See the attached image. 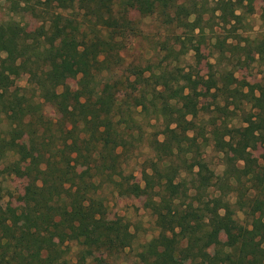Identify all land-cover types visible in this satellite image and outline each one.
<instances>
[{
  "label": "trees",
  "instance_id": "trees-1",
  "mask_svg": "<svg viewBox=\"0 0 264 264\" xmlns=\"http://www.w3.org/2000/svg\"><path fill=\"white\" fill-rule=\"evenodd\" d=\"M10 1L15 12H30L42 24L31 32L17 20L0 22V103L8 100L16 112L7 116V128H0V176L10 168L26 181L25 209L7 211L0 194V264H66L72 242L79 247L77 264L94 258L106 264L102 254L130 247L133 234L128 228L110 227L105 220L108 206L99 192L104 185L148 196L161 231L138 253L142 264H176L175 252L196 263L209 248L214 249L215 264H264V165L246 160L240 166L230 154L247 150L252 136L264 129V84L251 87L228 66L208 77L162 67L148 77L134 72L142 84L138 93L131 91L126 101H119L122 82L106 77L123 60L122 15L161 14L179 23L187 18L196 29L204 4L79 0L85 13L79 17L72 0ZM212 1V13L231 23L241 17L239 9L256 0ZM257 48L264 54V36ZM80 49L74 60L72 51ZM30 65L39 71L40 96L57 119L46 115L34 96L19 94L18 87L11 92L19 70ZM70 76L79 77L75 88L67 82ZM202 88L216 91V109L225 115L209 132L226 157L222 174L202 156L208 139L198 121ZM142 113L161 121L164 136L149 135L155 159L151 172L144 171L145 187L123 169V154L143 139L137 118ZM236 116H242L238 124L230 120ZM11 155L17 158L2 168ZM155 186L157 198L149 192ZM210 188L217 194L207 198ZM229 193L236 195L234 203ZM233 206L251 222H239ZM22 225H28V233ZM228 227V238L219 239Z\"/></svg>",
  "mask_w": 264,
  "mask_h": 264
},
{
  "label": "rangeland",
  "instance_id": "rangeland-1",
  "mask_svg": "<svg viewBox=\"0 0 264 264\" xmlns=\"http://www.w3.org/2000/svg\"><path fill=\"white\" fill-rule=\"evenodd\" d=\"M182 1V0H181ZM204 4L202 8L203 19L200 27L193 29L191 23L183 18L184 23L170 19L161 14L151 16H141L137 12H127L121 16L120 20L126 25L123 36L121 64L114 68L113 72L107 74V80H120V89L117 91L119 101H126L128 95L133 91L138 93L141 82L135 78L134 72H142L144 77L157 74L162 67H166L171 72L176 69L191 71L208 77L210 74L218 72L228 66L235 71L236 78L247 80L251 87L264 84V54L257 48V42L264 36V0H256L252 4L244 5L238 10L241 17L232 20L231 23L220 21L219 12L212 13V0H198ZM23 5L24 0H19ZM72 5L76 9L77 16H85L84 10H80L79 0H72ZM171 13V12H170ZM174 16V13L172 12ZM193 15L190 21L195 18ZM83 18V17H82ZM16 21L27 31H34L41 26L42 21L36 19L30 12L21 11L17 13L10 0H0V22ZM170 20V21H169ZM23 28V29H24ZM259 39V40H258ZM258 40V41H257ZM81 49L72 51V58L79 59ZM31 66V65H30ZM21 68L16 76L15 85L11 87V92L18 87L19 94L34 96L36 102L43 103L45 114L57 119L59 116L54 109L44 103L40 96L37 75L39 71L35 66ZM79 77L70 76L68 84L71 87L77 86ZM37 80V81H36ZM204 88L201 90L200 111L198 121L204 127L205 136L208 139L202 145V156L216 174H222L226 168L225 154L218 151L213 141L209 137L214 121L220 122L225 115L216 109V103L212 93ZM56 113V114H55ZM16 114L12 111V106L8 100L0 103V128H7V116ZM144 133L143 139L137 148H131L128 154H123V169L125 173L132 174L134 180L140 182L145 187L144 171L151 172V161L155 159V151L150 146V134L158 133L157 136L163 139L162 123L151 114L142 113L137 115ZM230 118V117H229ZM233 123H240L241 117H231ZM251 144L240 155L230 152L231 158L242 166L246 160H250L256 165H264V129L252 136ZM26 145L25 141L23 142ZM127 154V155H126ZM16 156H9L5 164L15 160ZM78 171V170H77ZM186 176V173H184ZM26 184L25 178L17 175L10 168L6 169L0 176V194L3 207L10 211L14 206L19 210L25 209L23 204V186ZM227 188V187H226ZM105 198L108 206L105 220L110 227H127L133 234L130 247L113 249L112 253H104L102 257L106 264H142L138 253L143 249V245L160 233L157 226V217L148 206L147 195L137 196L133 193H121L113 191L112 187L104 185L99 191ZM149 192L157 198L159 188L149 189ZM148 192V193H149ZM205 195L207 198L217 194V190L210 188ZM232 203L236 201V195L229 193ZM234 217L241 223L251 222V218L238 206H233ZM264 220V217H263ZM28 225H22L21 230L29 232ZM230 228H226L219 235V239L225 241L228 238ZM79 247L75 242L70 244L67 254L66 264H77V252ZM213 248L204 250L202 260L196 263L185 258L180 252L173 254L176 264H215ZM87 264H98L96 258L89 259Z\"/></svg>",
  "mask_w": 264,
  "mask_h": 264
}]
</instances>
